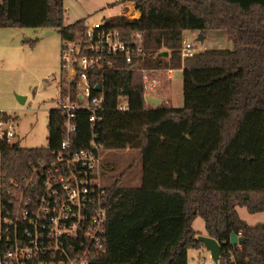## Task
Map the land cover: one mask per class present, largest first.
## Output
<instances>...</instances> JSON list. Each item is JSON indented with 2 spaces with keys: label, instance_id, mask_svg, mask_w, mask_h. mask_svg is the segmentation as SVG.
<instances>
[{
  "label": "trees",
  "instance_id": "1",
  "mask_svg": "<svg viewBox=\"0 0 264 264\" xmlns=\"http://www.w3.org/2000/svg\"><path fill=\"white\" fill-rule=\"evenodd\" d=\"M148 68H181L184 105L145 100L143 73L96 74L105 98L95 126L105 150H138L142 183L107 190V251L93 264H188V251L204 244L193 223L223 247L221 264H264V223L250 225L237 206L264 212V0H136ZM64 0H0V27H51L73 37L86 19L65 25ZM123 20V17L119 18ZM223 31L233 48H212L182 59L185 31ZM32 43L35 41L32 40ZM164 49L170 58L159 57ZM125 97L127 111L118 108ZM73 144L87 147L89 112L80 111ZM3 119L17 120L0 113ZM48 146L27 148L0 139V194L22 182L63 139V117L49 111ZM243 236L234 247L231 234Z\"/></svg>",
  "mask_w": 264,
  "mask_h": 264
},
{
  "label": "built area",
  "instance_id": "2",
  "mask_svg": "<svg viewBox=\"0 0 264 264\" xmlns=\"http://www.w3.org/2000/svg\"><path fill=\"white\" fill-rule=\"evenodd\" d=\"M141 16L133 1L124 6L122 15L104 17L92 24L85 20L80 32L62 39L56 109L63 117V139L58 148L52 149V159L29 170L1 202L0 264H93L106 253L110 186L105 182L107 150L97 141L95 131L103 119L105 98L102 88L95 90L100 84L93 81L99 72L140 71L149 103L148 97H154L152 92L162 85L161 74L164 72L170 80L174 70L142 65L143 31L130 33L124 29ZM199 51L194 43L183 41V58ZM118 108L130 109L125 97L119 99ZM80 111L89 112L92 126L89 144L84 148L73 144ZM16 127V120L0 116V139L12 143Z\"/></svg>",
  "mask_w": 264,
  "mask_h": 264
},
{
  "label": "rangeland",
  "instance_id": "3",
  "mask_svg": "<svg viewBox=\"0 0 264 264\" xmlns=\"http://www.w3.org/2000/svg\"><path fill=\"white\" fill-rule=\"evenodd\" d=\"M124 0H64L66 9L64 22L67 25L87 18L92 24L108 17L110 13L122 10ZM124 1V5H131ZM107 3L113 8L105 9ZM221 33H224L221 31ZM222 40L212 30L206 32L203 40L199 32L188 30L184 40L194 43L203 52L213 44L215 48H228L227 38ZM229 41H225V40ZM32 40L35 43H32ZM62 39L57 29L51 27H0V111L16 117V137L13 143L21 147H47L49 111L59 106V84L61 81ZM182 49V46H181ZM166 50V49H164ZM170 52V51H169ZM184 60L183 56H181ZM170 58V56H169ZM53 76L54 80L49 78ZM162 85L153 91L155 98L168 101L174 107L184 105L183 71L174 68L172 78L167 80L163 72ZM142 157L138 150H107L104 156L105 182L109 185L118 178L120 185L137 187L142 183ZM240 217L250 225L264 223V212L250 213L245 206H237ZM193 226L198 236L204 235L205 222L197 216ZM0 234H1V194H0ZM216 264L206 247L191 249L188 264Z\"/></svg>",
  "mask_w": 264,
  "mask_h": 264
},
{
  "label": "water",
  "instance_id": "4",
  "mask_svg": "<svg viewBox=\"0 0 264 264\" xmlns=\"http://www.w3.org/2000/svg\"><path fill=\"white\" fill-rule=\"evenodd\" d=\"M201 40H203L204 36L200 35L199 37ZM159 57H163V58H169L170 56V52L168 49L166 50H162L161 52L158 53ZM95 90L100 91L101 87L99 85H97L95 87ZM148 100L153 104V105H159L161 103V100L159 98H155L152 96L148 97ZM197 239L199 241H201L204 246L206 247L207 250L210 251L211 253V257L214 260V262L216 264H221L222 260H221V255L223 252V247L222 245L218 242V240H216L215 238L209 236V235H200L197 237ZM245 238L243 236H240L238 234H236L235 232H233L231 234V239L230 242L234 247L240 246L244 243Z\"/></svg>",
  "mask_w": 264,
  "mask_h": 264
},
{
  "label": "crops",
  "instance_id": "5",
  "mask_svg": "<svg viewBox=\"0 0 264 264\" xmlns=\"http://www.w3.org/2000/svg\"><path fill=\"white\" fill-rule=\"evenodd\" d=\"M124 1H127V3L128 2H131V1H128V0H124ZM124 1H122V3H123V6H122V10L120 11V12H117V13H110V15L108 16V17H114V16H120V15H122V13H123V8H124ZM133 1H136V0H133ZM132 1V2H133ZM129 5V4H128ZM112 6H114V5H111L110 3H107L106 4V6H105V9H111V8H113ZM82 19H86L87 20V18H82ZM65 23V22H64ZM65 25H67V24H65ZM8 28H14V27H8ZM186 32V31H185ZM184 32V33H185ZM198 32V31H197ZM212 32L213 33H216V34H218L219 35V37L222 39V40H224V38L226 37L225 35H224V33H221V31H218V30H212ZM199 35H200V32H199ZM62 39V38H61ZM225 41H229V40H225ZM231 41V40H230ZM228 44H229V49H232L233 48V42H227ZM209 47H212V48H215V47H213V44H211ZM55 78H53V76H51L50 78H49V81L51 80H54ZM162 101V100H161ZM54 109V108H53ZM206 231V230H205ZM204 235H207V233H205ZM197 237H198V235H197ZM191 250V249H190ZM189 252V251H188Z\"/></svg>",
  "mask_w": 264,
  "mask_h": 264
}]
</instances>
